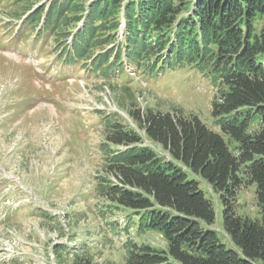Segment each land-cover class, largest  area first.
Returning a JSON list of instances; mask_svg holds the SVG:
<instances>
[{"label": "trees", "instance_id": "trees-1", "mask_svg": "<svg viewBox=\"0 0 264 264\" xmlns=\"http://www.w3.org/2000/svg\"><path fill=\"white\" fill-rule=\"evenodd\" d=\"M7 3L27 5L25 25L37 29L39 37L51 33L61 43L58 55L65 63L89 62L98 77L122 76L134 65L151 77L189 65L215 82L211 114L220 132L197 116L135 113L170 159L143 145L142 137L113 115L103 117L98 192L112 204L110 210L132 211L125 229L134 227L137 217L139 229L159 232L168 245L158 250L128 239L125 264H264V0ZM255 119L259 127L249 132ZM225 136L238 143V154ZM241 172L257 187L258 220L238 216L231 202L242 185ZM198 178L220 194L223 228L233 248L211 229L216 210ZM65 251L54 249L56 257Z\"/></svg>", "mask_w": 264, "mask_h": 264}, {"label": "rangeland", "instance_id": "rangeland-1", "mask_svg": "<svg viewBox=\"0 0 264 264\" xmlns=\"http://www.w3.org/2000/svg\"><path fill=\"white\" fill-rule=\"evenodd\" d=\"M26 10L27 5L0 0V264H125L128 239L167 250L166 239L139 229L137 217L136 225L125 229L132 211L110 210L112 204L97 190L103 117L113 115L145 146L170 159L135 113L197 116L220 132L211 114L215 82L189 65L153 77L135 65L122 76L98 77L89 62L65 63L58 55L61 43L51 33L39 37L37 29L25 25ZM258 127L255 119L249 132ZM225 140L238 154V143ZM240 176L242 185L231 202L238 216L258 220L257 187L245 173ZM198 181L216 210L211 229L233 248L223 228L220 194L204 179ZM59 246L66 249L62 257L54 252Z\"/></svg>", "mask_w": 264, "mask_h": 264}]
</instances>
